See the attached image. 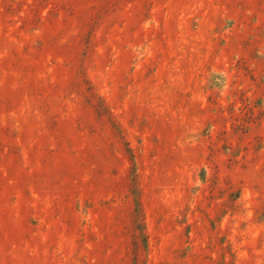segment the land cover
Listing matches in <instances>:
<instances>
[{
	"label": "rangeland",
	"instance_id": "rangeland-1",
	"mask_svg": "<svg viewBox=\"0 0 264 264\" xmlns=\"http://www.w3.org/2000/svg\"><path fill=\"white\" fill-rule=\"evenodd\" d=\"M0 264H264V0H0Z\"/></svg>",
	"mask_w": 264,
	"mask_h": 264
}]
</instances>
